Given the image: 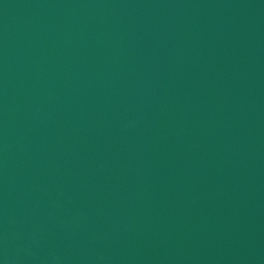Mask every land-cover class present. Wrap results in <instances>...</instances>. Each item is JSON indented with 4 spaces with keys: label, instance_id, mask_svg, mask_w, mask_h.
<instances>
[{
    "label": "water",
    "instance_id": "95a60500",
    "mask_svg": "<svg viewBox=\"0 0 264 264\" xmlns=\"http://www.w3.org/2000/svg\"><path fill=\"white\" fill-rule=\"evenodd\" d=\"M0 264H264V0H0Z\"/></svg>",
    "mask_w": 264,
    "mask_h": 264
}]
</instances>
